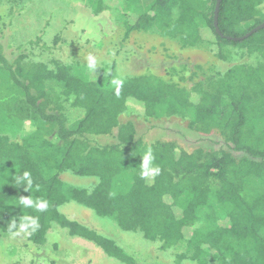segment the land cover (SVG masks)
I'll return each instance as SVG.
<instances>
[{
	"label": "trees",
	"instance_id": "1",
	"mask_svg": "<svg viewBox=\"0 0 264 264\" xmlns=\"http://www.w3.org/2000/svg\"><path fill=\"white\" fill-rule=\"evenodd\" d=\"M28 1L0 0V235L20 230L41 246L57 226L122 264H158L67 218L61 208L73 202L161 251L180 249L172 264H264V28L232 40L264 22V0H221L219 34L216 0H116L117 8L79 0L94 15L129 11L124 40L150 32L183 49L214 46L222 60L225 46L235 48L237 61L214 74L174 64L160 75L121 77L112 63L98 80L56 59L62 40L55 35L45 44L44 30L15 58L6 56L2 40ZM51 82L81 111L78 119L69 122L63 104L50 98ZM136 118L180 119L190 132L217 136L216 147L145 142ZM153 168L159 174L148 182L142 173ZM66 173L96 184L70 186L60 178Z\"/></svg>",
	"mask_w": 264,
	"mask_h": 264
},
{
	"label": "rangeland",
	"instance_id": "2",
	"mask_svg": "<svg viewBox=\"0 0 264 264\" xmlns=\"http://www.w3.org/2000/svg\"><path fill=\"white\" fill-rule=\"evenodd\" d=\"M104 4L118 7L116 0H104ZM3 8L1 14L4 15L7 9L6 6ZM123 14L132 15L120 7L117 10L106 9L94 15L86 3L79 0H30L20 15L10 21L8 35L2 40V47L8 58H15L14 53L27 49V41L35 39L44 30L42 40L45 44H49L55 35L62 40L59 49L53 52L56 59L69 66L71 72L78 69L95 80L102 78L107 66L112 63H116L115 70L122 77L142 73L160 75L174 64H188L191 68L198 65L207 74H214L216 71H224L237 61L232 54L235 51L232 46L224 47L227 58L222 60L215 56L217 48L214 46L203 44L183 49L175 40L161 38L150 32H133L124 40ZM63 41L66 43H62ZM31 49L34 50L35 47ZM34 52L39 55V50ZM41 54L40 59L48 56L46 52ZM90 57L95 62L94 66H90ZM46 87L50 90V98L63 104L69 122L80 117V110L70 107L69 101H63L58 85L51 82ZM140 119L135 121V125L145 142L157 138L174 140L187 151L197 147H216L214 141L217 136L203 137L190 132L186 122L180 119H153L148 123ZM102 141L112 140L104 138ZM60 178L70 186L91 188L96 184L93 178L77 177L69 173ZM147 181H151V175H147ZM61 212L67 218L94 228L116 239L120 245L139 252L146 262L172 264L176 254L180 252V249L161 251L157 243L147 242L137 234L124 233L114 222L99 218L92 211L73 202L64 205ZM0 264L122 263L107 257L92 243L70 237L65 230L55 226L48 231L46 242L41 246L29 242L25 232L20 230L7 236L0 235Z\"/></svg>",
	"mask_w": 264,
	"mask_h": 264
},
{
	"label": "water",
	"instance_id": "3",
	"mask_svg": "<svg viewBox=\"0 0 264 264\" xmlns=\"http://www.w3.org/2000/svg\"><path fill=\"white\" fill-rule=\"evenodd\" d=\"M221 0H216V4H215V8H214V12H213V27L214 30L217 34H219V29L217 26V14H218V8H219V4H220ZM264 28V22L259 24L258 26H256L255 28H253L250 32H248L245 36L241 37V38H236V39H232L234 41H239V40H243L245 38H247L248 36H250L252 33L263 29Z\"/></svg>",
	"mask_w": 264,
	"mask_h": 264
},
{
	"label": "clouds",
	"instance_id": "4",
	"mask_svg": "<svg viewBox=\"0 0 264 264\" xmlns=\"http://www.w3.org/2000/svg\"><path fill=\"white\" fill-rule=\"evenodd\" d=\"M90 66H94V60L90 57ZM151 150L149 149V152L147 153L146 157H145V161H150L151 160ZM145 167H147V164L145 165ZM159 174V168H153L150 171H145L142 173L143 176H147V175H152L153 177L155 175Z\"/></svg>",
	"mask_w": 264,
	"mask_h": 264
}]
</instances>
